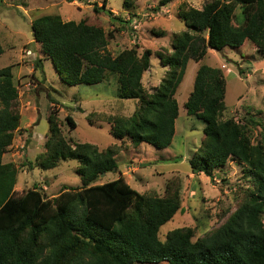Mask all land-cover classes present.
Segmentation results:
<instances>
[{
  "label": "trees",
  "instance_id": "obj_1",
  "mask_svg": "<svg viewBox=\"0 0 264 264\" xmlns=\"http://www.w3.org/2000/svg\"><path fill=\"white\" fill-rule=\"evenodd\" d=\"M135 1L122 0V6L133 9ZM172 1L159 0L158 7ZM106 5L103 0L99 8L93 6V13L112 15ZM178 18L186 30L172 36L170 51L156 53L166 71L151 93L141 81L152 51L139 54L132 48L112 56L106 50L111 34L85 17L75 22L45 15L31 21L33 40L43 55L36 67L50 60L70 86L96 85L113 76L117 97L138 105L131 116L106 122L112 138L129 149L141 143L171 145L178 117L175 95L189 63H198L184 103L186 114L205 124L201 145L189 159L191 175L211 179L215 169L233 160L251 179L257 177V187L247 189L242 203L205 237L195 239L187 228L169 232L162 241L160 228L181 210L179 189L167 187L164 197L140 194L120 175L96 184L101 174L120 173L115 160L120 148L99 150L66 139L58 111H52L44 150L27 165L47 171L59 161L76 160L81 186H65L52 197L35 186L17 195V170L3 162V155L13 150L21 125L19 93L12 66L0 67V264H264V125L256 124L260 139L253 143L247 123L224 119L225 77L220 68L200 64L209 49H239L245 43L264 57V0H212L200 10L182 4ZM64 121L71 131L76 129L69 115ZM87 121L95 124L90 117Z\"/></svg>",
  "mask_w": 264,
  "mask_h": 264
},
{
  "label": "rangeland",
  "instance_id": "obj_2",
  "mask_svg": "<svg viewBox=\"0 0 264 264\" xmlns=\"http://www.w3.org/2000/svg\"><path fill=\"white\" fill-rule=\"evenodd\" d=\"M211 1L173 0L166 7H158L159 0H136L134 8L129 10L123 8L122 0H107L105 8L112 12L108 15L92 11V7L99 8L103 0H84L81 3H69L68 0H0V43L4 47L0 67L12 66L19 93L21 125L26 120H36L33 138L32 133L28 134L24 129L27 137L25 144L18 145V155L14 152L17 156H10L13 149L5 157V162H10L17 170L16 194L35 186L52 197L65 186H81L76 160L59 161L55 168L47 171L31 170L27 165L43 152L48 116L52 111H58L57 117L66 139L70 136L76 143L92 144L99 150L113 146L120 148L115 156L120 173L100 176L96 184L111 182L120 175L140 194L164 197L170 190L179 189L181 210L160 228L159 239L164 241L169 232L187 228L194 231L195 239H199L219 228L242 203L246 190L257 187L258 179H251L243 166L233 160L223 168L215 169L211 179L204 174L191 175L189 159L201 145L205 124L193 115L188 116L184 103L192 91L198 63H189L175 95L178 117L171 145L156 148L141 143L139 147L126 149L124 144L112 138L106 122L110 117L131 116L138 106L136 100L117 97L113 76L96 85L70 86L58 77L50 60H43L42 68H37L36 62L43 55L30 28L31 21L40 16L59 15L64 21L75 22L85 17L88 23L101 26L111 34L106 50L112 56L132 48L139 54L146 49L151 50L150 69L143 74L141 81L145 90L151 93L166 71L160 66L156 53L170 51L172 36L186 30L178 18L181 5L200 10ZM206 52L200 64L226 67L224 119L247 123L250 140L257 142L261 127L256 124L264 125V57L249 43L239 49L226 47L221 51L209 49ZM67 115L76 124L73 131L64 121ZM88 117L95 124L90 126Z\"/></svg>",
  "mask_w": 264,
  "mask_h": 264
},
{
  "label": "crops",
  "instance_id": "obj_3",
  "mask_svg": "<svg viewBox=\"0 0 264 264\" xmlns=\"http://www.w3.org/2000/svg\"><path fill=\"white\" fill-rule=\"evenodd\" d=\"M77 3V2H76ZM222 66L224 65H220V69L221 71H223V75L225 77V74H226V67L222 68ZM23 100V99H22ZM20 111V110H19ZM20 114H21V111H20ZM32 119V118H30ZM36 123V120H29L24 123V125H20L19 129L15 132V139H14V145H13V151L10 153V156H17L18 155V145H22V142L23 144H25V139L27 136L24 135V129H26L30 134L32 133V138H33V129H34V124ZM27 134V135H28ZM44 140H45V137H44ZM14 152H17L16 154L17 155H14ZM5 157H6V154L3 155V162H5Z\"/></svg>",
  "mask_w": 264,
  "mask_h": 264
},
{
  "label": "water",
  "instance_id": "obj_4",
  "mask_svg": "<svg viewBox=\"0 0 264 264\" xmlns=\"http://www.w3.org/2000/svg\"><path fill=\"white\" fill-rule=\"evenodd\" d=\"M101 176H104V175H102V174H101ZM38 190H41V189H40V188H38Z\"/></svg>",
  "mask_w": 264,
  "mask_h": 264
},
{
  "label": "built area",
  "instance_id": "obj_5",
  "mask_svg": "<svg viewBox=\"0 0 264 264\" xmlns=\"http://www.w3.org/2000/svg\"><path fill=\"white\" fill-rule=\"evenodd\" d=\"M222 68H224V66H222Z\"/></svg>",
  "mask_w": 264,
  "mask_h": 264
},
{
  "label": "clouds",
  "instance_id": "obj_6",
  "mask_svg": "<svg viewBox=\"0 0 264 264\" xmlns=\"http://www.w3.org/2000/svg\"><path fill=\"white\" fill-rule=\"evenodd\" d=\"M225 67V66H224Z\"/></svg>",
  "mask_w": 264,
  "mask_h": 264
}]
</instances>
